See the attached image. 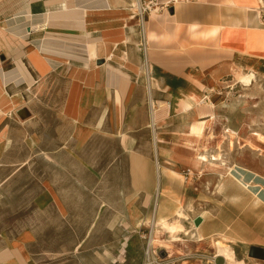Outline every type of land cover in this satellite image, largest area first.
<instances>
[{
    "label": "rangeland",
    "instance_id": "374dc122",
    "mask_svg": "<svg viewBox=\"0 0 264 264\" xmlns=\"http://www.w3.org/2000/svg\"><path fill=\"white\" fill-rule=\"evenodd\" d=\"M142 48L145 53L143 44ZM226 63L215 72L192 70L205 86L195 82L209 96L199 105L198 114L215 115L211 120L177 115L172 105L168 117L159 121L160 108L166 104L155 107L153 99L150 105L153 88L148 82V103L132 119L121 122L125 131L135 134L139 150L152 151L155 164L149 168L129 164L128 152L114 135L119 131L116 121L105 122L104 133L84 146H75L72 124L58 116L54 102L35 93L31 101L37 121L24 126L11 120L12 142L0 159L1 264H231L201 246L193 249L186 244L197 218L201 224V215L216 210L219 217L212 216L211 228L221 232L210 238L211 244H227L235 260L243 264H264L250 256L252 246L264 247V239L254 241L249 234L254 225L247 212L250 196L243 194L241 201L232 203L217 194L226 179L247 191L250 182L243 176L250 180V175H264V60L236 57ZM124 89L117 91L119 101ZM180 104L182 109L192 108L190 101ZM150 106L151 114L156 110L155 123L152 115L146 118ZM28 133L38 136V148L28 146ZM212 134L214 138L209 137ZM259 134L262 141L257 140ZM163 142V153L156 156L155 145ZM205 150L209 159L221 152L233 172L223 177L214 167L199 163L196 156ZM157 167L161 171L159 193L155 191ZM177 206L186 214L181 220L186 231H180L181 236L177 232L178 239H173L157 219L177 220ZM259 212L264 211L260 208ZM234 232L244 240L236 241ZM153 239L156 242L151 244Z\"/></svg>",
    "mask_w": 264,
    "mask_h": 264
},
{
    "label": "crops",
    "instance_id": "0c3cea01",
    "mask_svg": "<svg viewBox=\"0 0 264 264\" xmlns=\"http://www.w3.org/2000/svg\"><path fill=\"white\" fill-rule=\"evenodd\" d=\"M136 3L0 0V159L12 142L11 120L24 126L37 121L31 97L42 93L45 100L54 102L58 116L72 124L75 146H84L104 133L105 122L116 121L119 131L114 135L128 152L129 164H147L149 168V164H155L152 151L139 150L135 134L125 131L121 122L126 117L132 119L148 103V82L153 88L150 105L151 99L158 108L166 104L165 109L160 108L159 121L168 117L172 105L177 115L208 119L209 115L197 111L209 96L205 87L195 82L193 68L215 72L236 57L264 60V0H181L167 10L152 12L146 17L145 32L151 41L145 53ZM122 87L125 89L119 101L117 91ZM181 101H190L192 108L182 109ZM21 107L28 108L29 118L18 117ZM147 113L146 118L150 115L151 119V106ZM26 140L31 149L40 145L35 133H28ZM164 143L155 145L156 156L163 153L160 147ZM242 178L250 182L247 191L226 179L217 194L232 203L241 201L243 194L250 196L247 212L254 225L249 234L258 241L264 239V212H259L260 208L264 211V175ZM218 211L201 216L203 222L198 229L189 231L201 232L203 239L188 235L193 241L186 240V244L193 249L201 246L227 262L210 239L221 232L212 229L210 223L212 216L219 217ZM260 226L263 232L258 231ZM234 233L236 241L244 240ZM176 245L181 246L179 242Z\"/></svg>",
    "mask_w": 264,
    "mask_h": 264
},
{
    "label": "bare ground",
    "instance_id": "6f19581e",
    "mask_svg": "<svg viewBox=\"0 0 264 264\" xmlns=\"http://www.w3.org/2000/svg\"><path fill=\"white\" fill-rule=\"evenodd\" d=\"M140 3H141V0H137V7L140 6ZM148 41H151V40H147V46H148ZM262 43V42H261ZM150 87H151V84L149 83ZM151 89V88H150ZM155 101L152 99V103L151 104H154ZM156 107V105H155ZM152 108V107H151ZM30 111L28 110L27 107H21L20 109H18L17 111V115L18 117H20L22 120L23 119H26L27 117L29 118L30 116ZM152 121L155 123L156 122V110L155 109H152ZM209 120L211 119H215L216 116L211 114L209 115ZM156 125V124H155ZM211 130V129H210ZM229 132V131H228ZM201 135V134H200ZM198 135V136H200ZM261 136V137H260ZM210 138H214L215 136L212 134L211 136H209ZM207 138V137H206ZM208 139V138H207ZM257 140H263V137L262 135L259 134V139ZM156 141V140H155ZM260 142V141H259ZM156 144V143H155ZM231 144H233V141L231 140ZM197 161L199 163H205L203 165H206V168H208L209 166L210 167H214L215 169H217L218 173L220 174H223V177L225 176H229V174L231 172H233V168L231 166H228L227 165V162H226V157L221 154V152L219 153H215V154H211L210 157L211 159H209V152H207V150L204 151V153L200 154V155H197ZM206 170H204L203 172H205ZM161 174V171H160V167H157V182H156V186H155V191L156 192H160V175ZM181 177V176H180ZM226 179V178H225ZM224 179V180H225ZM157 194V193H156ZM163 209V208H162ZM163 211H161V215H163L162 213ZM175 212V215L178 217L177 220L175 221H169L166 217H160L157 219V224L158 226H160V228L164 231H167L170 233L171 237L173 239H178L177 237V232H180L184 229V226L182 224V219L186 218V214L184 212V210L182 209V207L180 206H177L174 210ZM202 216V215H201ZM156 222V221H155ZM199 225H194V229H198ZM185 230V229H184ZM228 231L231 232V228L228 227L227 229ZM186 231V230H185ZM168 233V234H169ZM188 233V232H186ZM169 235V236H170ZM190 236L191 238H195L196 240H202L203 239V235L201 232H197V231H194L192 233H190ZM171 238V239H172ZM156 240L153 239L151 244L155 243ZM182 242H185V240H183ZM216 246H217V254L219 255H222V256H225V258L229 261V262H236L238 264H243L241 261H236L235 258H234V252L233 250L225 243H222L221 241H216ZM231 263V264H232ZM245 263V262H244Z\"/></svg>",
    "mask_w": 264,
    "mask_h": 264
},
{
    "label": "built area",
    "instance_id": "2783aa9c",
    "mask_svg": "<svg viewBox=\"0 0 264 264\" xmlns=\"http://www.w3.org/2000/svg\"><path fill=\"white\" fill-rule=\"evenodd\" d=\"M181 0H166L164 2H159V0H146L144 3L141 1L140 6L137 9L138 18L140 21L141 32H142V44L144 50H147V36L145 32L146 17L152 12H157L160 10H167L170 6L178 3Z\"/></svg>",
    "mask_w": 264,
    "mask_h": 264
},
{
    "label": "water",
    "instance_id": "95a60500",
    "mask_svg": "<svg viewBox=\"0 0 264 264\" xmlns=\"http://www.w3.org/2000/svg\"><path fill=\"white\" fill-rule=\"evenodd\" d=\"M171 11H173L171 9ZM201 222V218H197L196 224L199 225ZM250 256L253 258L264 260V247L263 246H252L250 248Z\"/></svg>",
    "mask_w": 264,
    "mask_h": 264
}]
</instances>
